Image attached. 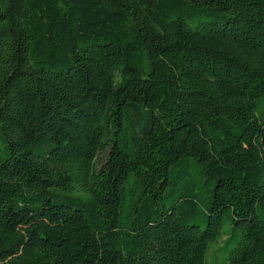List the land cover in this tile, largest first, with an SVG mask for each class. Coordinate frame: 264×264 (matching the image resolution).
Listing matches in <instances>:
<instances>
[{
    "label": "trees",
    "instance_id": "16d2710c",
    "mask_svg": "<svg viewBox=\"0 0 264 264\" xmlns=\"http://www.w3.org/2000/svg\"><path fill=\"white\" fill-rule=\"evenodd\" d=\"M217 244L264 264V0H0V264Z\"/></svg>",
    "mask_w": 264,
    "mask_h": 264
},
{
    "label": "rangeland",
    "instance_id": "374dc122",
    "mask_svg": "<svg viewBox=\"0 0 264 264\" xmlns=\"http://www.w3.org/2000/svg\"><path fill=\"white\" fill-rule=\"evenodd\" d=\"M210 249L211 250L208 253V257L206 258V264H226L224 260V253H222V250H219L218 244L212 246ZM214 249L217 250V253ZM216 254L217 256L213 257Z\"/></svg>",
    "mask_w": 264,
    "mask_h": 264
}]
</instances>
